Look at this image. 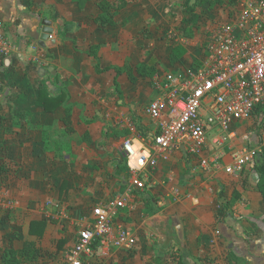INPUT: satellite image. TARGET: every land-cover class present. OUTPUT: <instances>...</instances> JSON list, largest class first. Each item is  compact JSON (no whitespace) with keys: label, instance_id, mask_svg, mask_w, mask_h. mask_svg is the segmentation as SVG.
I'll list each match as a JSON object with an SVG mask.
<instances>
[{"label":"crops","instance_id":"obj_1","mask_svg":"<svg viewBox=\"0 0 264 264\" xmlns=\"http://www.w3.org/2000/svg\"><path fill=\"white\" fill-rule=\"evenodd\" d=\"M126 1L113 11L111 24L99 26L100 0H0V33L10 45L0 53L2 245L46 247L66 238L60 256L70 248L77 231L92 221V209L130 187L122 140L157 133L144 111L157 96L153 77L186 70L202 53L210 21L224 20L246 0H236L234 7L226 1L211 10L196 8L199 32L193 28V38L181 32L184 0ZM42 20L51 22L50 46L39 44ZM178 32L181 37H172ZM168 39L187 50L173 64ZM107 66L121 71L96 70ZM144 66L152 74H138ZM43 88L53 95L63 91L65 102L45 111L36 103ZM254 123L253 141L263 147L264 126L257 118ZM242 127L211 173L195 168L182 149L171 150L146 188L134 191L114 217L115 226L136 236V247L95 248L89 264H264L258 174L254 165L233 174L224 170L241 148ZM223 201L228 208L221 207Z\"/></svg>","mask_w":264,"mask_h":264},{"label":"built area","instance_id":"obj_2","mask_svg":"<svg viewBox=\"0 0 264 264\" xmlns=\"http://www.w3.org/2000/svg\"><path fill=\"white\" fill-rule=\"evenodd\" d=\"M9 48L0 33V53ZM201 52L204 58H198L197 65L153 77L157 96L144 111L156 122L157 133L147 139L126 136L120 144L130 187L92 209V221L77 231L57 264H89L95 248L102 252L135 248L136 236L115 226L114 217L130 204L134 191L146 188L171 150L184 147L195 168L211 173L236 136L229 129L233 121L252 116L260 106L258 123L264 126V0L238 1L224 20L210 21ZM131 131L136 134L134 125ZM259 153L260 146L240 149L225 172L253 166Z\"/></svg>","mask_w":264,"mask_h":264},{"label":"trees","instance_id":"obj_3","mask_svg":"<svg viewBox=\"0 0 264 264\" xmlns=\"http://www.w3.org/2000/svg\"><path fill=\"white\" fill-rule=\"evenodd\" d=\"M86 1V0H82ZM228 2L229 5L234 7L236 5V0H184L182 8L186 11V16L182 18V22L184 25L182 27V35L185 37H191L193 34V18L195 16H199L196 8L201 7L208 10H211L214 5H222L225 2ZM126 0H100L99 2V13L95 17V22L99 26H105L106 24H111L113 22V11L117 8L126 4ZM231 10L229 11V13ZM215 18V17H214ZM219 20V19H218ZM167 45L171 48L168 56V60L171 64L176 63L181 60L187 54V50L174 41L173 39H168ZM94 49L91 47V50ZM97 48H95L96 50ZM94 50V51H95ZM95 53V52H94ZM93 54V52H92ZM200 59L204 58V54L200 53ZM199 63V60H193L190 62L187 68L193 67ZM114 69L116 73H119L121 70L119 68H113L112 66H107L103 68L106 71ZM123 70H125L128 74V77L131 81L134 80L132 76V69L129 66H126ZM137 73L141 76L152 74L153 70L149 66H144L142 68H138ZM116 90L119 92L118 87L116 86ZM65 102L64 92L61 91L56 95L48 93V91L43 88L38 92V97L36 103L43 107L45 111H52L59 105H62ZM66 109V122L68 119V115L70 114V107H65ZM262 112V108L258 106L253 112L252 116H255L259 120V114ZM1 117V116H0ZM261 126H258V128ZM254 169L258 174L257 181V189L260 193L262 199L264 200V146L262 147L259 156L256 158L254 163ZM4 175L0 178V185L5 181ZM238 197V194L233 195V200ZM223 205L221 207L228 208L229 201L222 202ZM36 226L37 223L32 224ZM67 242L66 238H61L59 240L50 241L49 245L46 247H36L33 243H27L21 249H15L12 247H7L1 244L0 242V264H54L58 263L60 259V252Z\"/></svg>","mask_w":264,"mask_h":264},{"label":"rangeland","instance_id":"obj_4","mask_svg":"<svg viewBox=\"0 0 264 264\" xmlns=\"http://www.w3.org/2000/svg\"><path fill=\"white\" fill-rule=\"evenodd\" d=\"M199 18L200 17L198 15L193 18V22H194L193 28H195L197 33L199 32L198 31L199 30V26H197V22L199 21ZM179 35H181L180 32L175 34L173 37L175 39H178L179 37H181ZM191 38H193V36ZM195 38H198V34H197V36ZM255 120H256L255 116H249V117L243 118L242 120L233 121L230 124L229 129L230 130H235V131H238L239 126L243 125L242 130L240 131L241 132L240 136L242 137V139L240 140V144H241L240 147L241 148H238L237 151H239V149H242V148H249V149L257 148V143L255 144V142H254L255 139H253V137H252L254 135V132H255L254 125H253V124H255L254 123ZM261 149H262V146H260V151H261ZM233 155H234V153L231 154L230 157L232 158Z\"/></svg>","mask_w":264,"mask_h":264},{"label":"water","instance_id":"obj_5","mask_svg":"<svg viewBox=\"0 0 264 264\" xmlns=\"http://www.w3.org/2000/svg\"><path fill=\"white\" fill-rule=\"evenodd\" d=\"M42 26L40 28V36H39V44L41 46H50L54 44V40H49V35L52 34L53 30L51 28V22L48 20H42L41 22ZM53 75L56 76V72L53 69H49ZM57 79V77H56ZM180 149L184 150V147H180Z\"/></svg>","mask_w":264,"mask_h":264}]
</instances>
